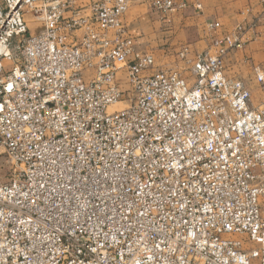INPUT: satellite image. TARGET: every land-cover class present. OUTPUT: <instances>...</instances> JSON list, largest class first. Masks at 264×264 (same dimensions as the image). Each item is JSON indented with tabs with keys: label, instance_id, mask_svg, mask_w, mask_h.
Here are the masks:
<instances>
[{
	"label": "built area",
	"instance_id": "built-area-1",
	"mask_svg": "<svg viewBox=\"0 0 264 264\" xmlns=\"http://www.w3.org/2000/svg\"><path fill=\"white\" fill-rule=\"evenodd\" d=\"M128 9L0 0V264H264V96L224 73L253 27L183 49L190 82L149 74Z\"/></svg>",
	"mask_w": 264,
	"mask_h": 264
},
{
	"label": "crops",
	"instance_id": "crops-1",
	"mask_svg": "<svg viewBox=\"0 0 264 264\" xmlns=\"http://www.w3.org/2000/svg\"><path fill=\"white\" fill-rule=\"evenodd\" d=\"M91 1L93 0H77V4L80 6ZM152 3L153 0H129V9L123 17V23L126 26L129 36L135 42L137 52L142 53V44L156 40L160 36V34H157L156 31L153 30V27H157V22L159 21L153 24L150 23L149 20L151 16L156 20L160 19L163 23L167 24L169 18L172 17L171 15L178 12L181 14L185 10L191 8L198 18H205V21H207V18L209 17H215V20L208 21L219 22L222 26L223 32L231 30V28H234L237 24H244L245 20L255 22L257 24L256 29L254 27L246 34L248 45H246L243 50L231 53L226 58L224 73L228 78L241 79L243 77L241 72H243L245 68L251 66H254V72L257 68L264 72V0H183V2H180L182 4L175 1L177 5L180 4L183 5V7H179L177 12L168 14H162L155 11L152 8ZM198 6H200L199 9ZM222 20H225V22ZM32 21L33 19L28 16L29 28L30 23L35 24L37 26V32L41 26ZM226 22L231 23L228 24L229 26H227V28L226 25H224ZM211 44L212 37L209 38V44L206 50H210ZM253 46H255V50L248 51V48H252ZM190 50L191 53L193 52L192 54L195 53L191 47ZM145 54L153 56L155 61L149 74H154L160 71L177 72L182 77L189 79L190 82L193 81L191 65L183 62L179 56L176 61H173L168 57L164 60L163 57L158 59L154 54L152 55L146 52ZM193 56L190 54L189 58H192Z\"/></svg>",
	"mask_w": 264,
	"mask_h": 264
},
{
	"label": "rangeland",
	"instance_id": "rangeland-1",
	"mask_svg": "<svg viewBox=\"0 0 264 264\" xmlns=\"http://www.w3.org/2000/svg\"><path fill=\"white\" fill-rule=\"evenodd\" d=\"M175 1L177 3L183 2V0H174V2ZM171 16L167 24L163 23L160 19L156 20L153 16H151L149 20L150 23L153 24L159 21L157 22L158 23L157 27H153V30H155L157 34H160V36L156 40H153L146 44H142L143 45L141 47L142 53L146 52L152 55L154 54L156 55V57H158V59H161L163 57L164 60H166V57H168L170 60L176 61V59H178V56L181 59L180 53L183 51V49H187L189 51V55L190 54L192 56L194 55L192 58L190 57L191 59H193L198 54H202L209 51L206 50V48L208 47L210 37H212V41H213L215 37L222 36L223 34L229 32V31L223 32L222 28L217 32H211L208 28V24L211 23L209 21L215 20L216 18L209 17L207 18V21H205V18L203 19L198 18L191 8L185 10L181 14L180 12H178ZM222 21L225 22V20ZM244 22L243 23L246 24L245 25L246 27L252 26L253 28L255 27V29L257 27V24L255 22L246 21V20ZM228 24L231 23L226 22V24H224L226 25V28L227 26H229ZM30 28L32 35H35L37 33L36 32L37 26L35 24L30 23ZM15 43L16 42L14 41V45ZM190 47L195 52L194 54H192L193 52L191 53ZM254 47L255 46H253L252 48L247 47L248 51L255 50ZM181 60L186 63L185 60L183 59ZM254 69H255L254 66L245 68L243 72H241V75L243 76L241 79H231V78L229 79L239 80L242 81L244 84H246L252 92L254 104L258 105L261 99L263 98L264 94L260 86L256 83ZM121 77H124V75H122ZM123 84L125 85V80ZM124 106L125 104H118L113 106L111 110H120L123 109ZM10 166L11 164L7 158V155L4 153L3 149H0V176L3 179H5V176L8 173V169Z\"/></svg>",
	"mask_w": 264,
	"mask_h": 264
},
{
	"label": "snow or ice",
	"instance_id": "snow-or-ice-1",
	"mask_svg": "<svg viewBox=\"0 0 264 264\" xmlns=\"http://www.w3.org/2000/svg\"><path fill=\"white\" fill-rule=\"evenodd\" d=\"M9 88H11V85L9 86Z\"/></svg>",
	"mask_w": 264,
	"mask_h": 264
}]
</instances>
